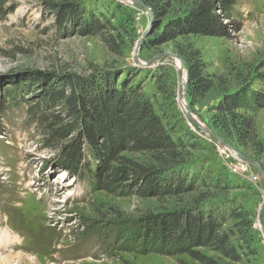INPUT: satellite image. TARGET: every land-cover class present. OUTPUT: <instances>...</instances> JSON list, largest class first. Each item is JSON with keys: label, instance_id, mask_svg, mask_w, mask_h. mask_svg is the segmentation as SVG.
I'll use <instances>...</instances> for the list:
<instances>
[{"label": "rangeland", "instance_id": "1", "mask_svg": "<svg viewBox=\"0 0 264 264\" xmlns=\"http://www.w3.org/2000/svg\"><path fill=\"white\" fill-rule=\"evenodd\" d=\"M157 1L169 3L164 17L155 18L150 8L132 1L81 0L86 14L93 13L109 29L98 35H81L68 32L72 26L69 16L59 24L56 15L38 0H3L0 264H203L189 254H139L117 235L120 229L136 230L145 215L192 204L231 210L223 218V229L236 246V258L207 248L195 251L215 264H264V177L260 173H264V109L254 114V145L233 138L224 142L227 147L222 146L187 116L188 101L183 95L186 67L183 62L182 86L172 57L182 60L179 51L189 46L197 49L204 73L213 76L217 91L234 89L254 74L264 73V0H237L242 26L227 38L191 35L162 43L156 40L168 21L184 15L195 0ZM102 36H112L115 48ZM134 67L148 68L136 78L141 79L143 92L174 136L191 129L201 138L186 152L187 167L197 179L194 191L188 194L141 198L97 189L85 172L73 176L59 164L65 141L50 144L46 134L50 129L39 127L30 117V109L45 116L60 111L53 104L37 105L47 84L68 76ZM210 103L214 102L205 100L201 106L189 108L193 118L207 129L206 107ZM95 160L88 156L83 164L93 168ZM238 163L244 164V171L234 173L230 165ZM12 231L25 237L21 247L12 239L9 242L8 235L17 236Z\"/></svg>", "mask_w": 264, "mask_h": 264}, {"label": "trees", "instance_id": "2", "mask_svg": "<svg viewBox=\"0 0 264 264\" xmlns=\"http://www.w3.org/2000/svg\"><path fill=\"white\" fill-rule=\"evenodd\" d=\"M38 1L56 15L59 24L69 16L71 34L98 35L109 30L108 24L99 22L93 13L86 14L81 0ZM142 1L155 18L164 17L169 7L167 1ZM237 6V0H195L184 15L168 21L156 41L191 35L227 38L242 26ZM101 38L115 48L112 36ZM179 57L186 67L189 108L212 100L214 103L206 107L208 129L223 142L237 138L254 145V114L264 109V73L254 74L234 89L217 91L213 76L204 73V61L197 49L189 46L179 51ZM143 70L148 72V68L140 67L112 68L59 79L46 85L37 105L53 104L60 111L45 116L38 109H30V117L39 127L50 129L46 132L50 144L65 141L60 147L59 164L73 176L85 172L97 189L141 198L188 194L194 191L197 179L187 167L186 152L201 138L191 129L174 136L143 92L141 79L136 78ZM64 120L67 122L57 128ZM88 156L96 159L93 168L83 164ZM220 209L192 204L148 214L136 230L120 229L118 240L139 254H189L203 264H215L194 250L207 248L235 259L236 246L223 229V218L231 210Z\"/></svg>", "mask_w": 264, "mask_h": 264}, {"label": "water", "instance_id": "3", "mask_svg": "<svg viewBox=\"0 0 264 264\" xmlns=\"http://www.w3.org/2000/svg\"><path fill=\"white\" fill-rule=\"evenodd\" d=\"M120 1H132V2H135L137 4H139L141 7H143L144 9H147V6L143 5L142 3L138 2L137 0H120ZM164 56H168V55H164ZM172 57H174L175 59L179 60L180 62V69H179V79H181V76H182V68H183V61L180 60L178 57H176L175 55H172ZM183 86V85H182ZM184 90V88H183ZM183 95L184 97H186V92L184 91L183 92ZM186 111H187V116L191 119V121L201 130L203 131L204 133H206L207 135H209L210 137H212L213 139L217 140L222 146H226V144L221 140L219 139V137H217L214 133H212L209 129H207L206 127H204L201 123H199L198 121H196L193 116L191 115V113L189 112V107H188V104H186ZM229 148V147H228ZM227 148V149H228ZM239 157L241 159H243L244 161H247V162H250V160L246 159L245 157L239 155ZM261 175L264 177V173L262 171H260Z\"/></svg>", "mask_w": 264, "mask_h": 264}, {"label": "built area", "instance_id": "4", "mask_svg": "<svg viewBox=\"0 0 264 264\" xmlns=\"http://www.w3.org/2000/svg\"><path fill=\"white\" fill-rule=\"evenodd\" d=\"M229 151V150H228ZM230 168L231 170L234 172V173H239L240 171H244V164L242 163H238V164H235V165H230ZM254 178V180L257 179V176L255 175H251V178Z\"/></svg>", "mask_w": 264, "mask_h": 264}, {"label": "bare ground", "instance_id": "5", "mask_svg": "<svg viewBox=\"0 0 264 264\" xmlns=\"http://www.w3.org/2000/svg\"><path fill=\"white\" fill-rule=\"evenodd\" d=\"M173 64H174V66H175L176 69H180V62H179V60L174 59V60H173ZM141 65H142V64H141ZM184 79H185V72H183L182 77H181V79H180V85H183ZM181 91H182V90H181ZM182 102H183V100H182ZM180 103H181V102H180ZM181 104H183V103H181ZM183 106H185V105H183Z\"/></svg>", "mask_w": 264, "mask_h": 264}]
</instances>
